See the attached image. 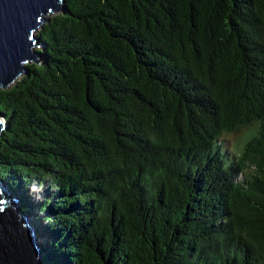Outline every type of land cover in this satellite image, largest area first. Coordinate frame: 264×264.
I'll return each mask as SVG.
<instances>
[{"label":"trees","instance_id":"1","mask_svg":"<svg viewBox=\"0 0 264 264\" xmlns=\"http://www.w3.org/2000/svg\"><path fill=\"white\" fill-rule=\"evenodd\" d=\"M36 35L0 180L40 263L264 264V0H64Z\"/></svg>","mask_w":264,"mask_h":264},{"label":"water","instance_id":"2","mask_svg":"<svg viewBox=\"0 0 264 264\" xmlns=\"http://www.w3.org/2000/svg\"><path fill=\"white\" fill-rule=\"evenodd\" d=\"M56 10L64 11V0H0V88L25 73V62H39L36 31ZM18 204L0 180V264H41L34 228Z\"/></svg>","mask_w":264,"mask_h":264},{"label":"rangeland","instance_id":"3","mask_svg":"<svg viewBox=\"0 0 264 264\" xmlns=\"http://www.w3.org/2000/svg\"><path fill=\"white\" fill-rule=\"evenodd\" d=\"M59 12H62L61 10H56V11H54L53 13H51L50 15H48V17L49 16H51L52 14H54V13H59ZM44 22H46V21H44ZM40 27V26H39ZM39 29V28H38ZM36 33H37V31H36ZM39 46H34L33 47V49L34 50H39ZM31 62H35L34 60H29V61H27V62H25L24 64L26 65V64H29V63H31ZM25 72V71H24ZM21 76V75H20ZM19 78H16L13 82H11L9 85H11L12 83H14V82H16L17 80H18ZM234 142H235V139L233 138V139H229V142H228V147L230 148V147H232V146H234Z\"/></svg>","mask_w":264,"mask_h":264},{"label":"bare ground","instance_id":"4","mask_svg":"<svg viewBox=\"0 0 264 264\" xmlns=\"http://www.w3.org/2000/svg\"><path fill=\"white\" fill-rule=\"evenodd\" d=\"M3 125H4V122L2 121ZM1 132V131H0Z\"/></svg>","mask_w":264,"mask_h":264}]
</instances>
